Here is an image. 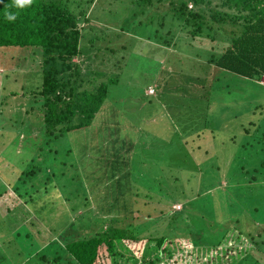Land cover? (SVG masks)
Here are the masks:
<instances>
[{
    "label": "rangeland",
    "instance_id": "rangeland-1",
    "mask_svg": "<svg viewBox=\"0 0 264 264\" xmlns=\"http://www.w3.org/2000/svg\"><path fill=\"white\" fill-rule=\"evenodd\" d=\"M169 3L83 2L85 55L117 80L88 125L57 136L32 93L39 53L0 47V264H56L36 252L60 250L65 230L97 240L109 224L131 225L147 255L187 239L208 257L199 264H264V77L208 64L204 38L174 25Z\"/></svg>",
    "mask_w": 264,
    "mask_h": 264
},
{
    "label": "trees",
    "instance_id": "trees-1",
    "mask_svg": "<svg viewBox=\"0 0 264 264\" xmlns=\"http://www.w3.org/2000/svg\"><path fill=\"white\" fill-rule=\"evenodd\" d=\"M90 1L33 0L31 5L21 8L14 4V0H0V47L21 46L28 49V54L39 53L41 82L32 93L40 100L42 121L48 135L57 136L63 131L88 125L107 98L109 85L117 80L115 73L108 75L106 68L92 63V54L85 55L92 39L89 38L88 43L82 39V25L89 21L83 2L89 4ZM142 1L146 3L147 0ZM190 1L197 9L189 7L188 0H169V4H173L172 16L182 21V24L174 25L187 28L192 37L204 38L202 48L211 52L206 62L246 77H264V0H218L219 7L210 5L211 0ZM6 14L14 15L15 20H7ZM228 22L235 28L223 31V24ZM157 38H163L162 34ZM216 43L220 50L212 46ZM83 54L88 59L82 58ZM74 57H79L81 63ZM84 75L94 81L92 87L84 86ZM97 75L100 78L96 83ZM196 135L200 136V133ZM196 148L202 153L199 142ZM111 205L115 207L113 203ZM112 210L117 212V209ZM94 235L97 240L93 241L80 233L75 237L67 230L62 231L64 243L60 250L44 252L40 249L36 255L40 260L50 258L56 264H138L133 252L140 254V263L143 264H199L204 258L208 261V257L200 252L190 251L195 244L187 239L175 240V253L163 250L158 254H144L141 251L145 240L134 236L131 225L109 224ZM112 238L115 239L113 245ZM125 239L136 241L138 248L134 249L130 241L125 243ZM117 241L120 247L116 246ZM184 248L187 249L182 252ZM65 254L79 263L73 262L69 256L66 258ZM181 256L193 262H185ZM218 259L224 264L236 262L234 254H224Z\"/></svg>",
    "mask_w": 264,
    "mask_h": 264
},
{
    "label": "clouds",
    "instance_id": "clouds-1",
    "mask_svg": "<svg viewBox=\"0 0 264 264\" xmlns=\"http://www.w3.org/2000/svg\"><path fill=\"white\" fill-rule=\"evenodd\" d=\"M32 2H33V0H14V4L18 7H21V8L26 6V5H31ZM15 18L16 17L12 14H6V19L9 21L15 20ZM262 81L264 82V80H262Z\"/></svg>",
    "mask_w": 264,
    "mask_h": 264
},
{
    "label": "built area",
    "instance_id": "built-area-1",
    "mask_svg": "<svg viewBox=\"0 0 264 264\" xmlns=\"http://www.w3.org/2000/svg\"><path fill=\"white\" fill-rule=\"evenodd\" d=\"M148 90H149L148 93H154L155 92L154 87L151 85H149ZM138 264H143V263H140V261H138Z\"/></svg>",
    "mask_w": 264,
    "mask_h": 264
},
{
    "label": "crops",
    "instance_id": "crops-1",
    "mask_svg": "<svg viewBox=\"0 0 264 264\" xmlns=\"http://www.w3.org/2000/svg\"><path fill=\"white\" fill-rule=\"evenodd\" d=\"M0 68H3V67H0ZM148 94H153V93H148ZM15 95H17V94H15ZM40 101V100H39ZM141 259H139L138 261H140Z\"/></svg>",
    "mask_w": 264,
    "mask_h": 264
}]
</instances>
